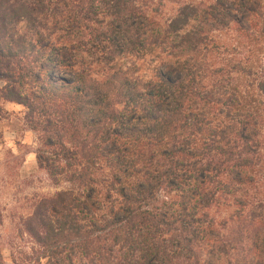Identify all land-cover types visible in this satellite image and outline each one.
I'll return each instance as SVG.
<instances>
[{"label":"trees","instance_id":"obj_1","mask_svg":"<svg viewBox=\"0 0 264 264\" xmlns=\"http://www.w3.org/2000/svg\"><path fill=\"white\" fill-rule=\"evenodd\" d=\"M0 82L68 184L20 264H264V0H0Z\"/></svg>","mask_w":264,"mask_h":264},{"label":"rangeland","instance_id":"obj_2","mask_svg":"<svg viewBox=\"0 0 264 264\" xmlns=\"http://www.w3.org/2000/svg\"><path fill=\"white\" fill-rule=\"evenodd\" d=\"M221 56L229 58L237 39L221 34ZM225 52V53H224ZM1 85V82H0ZM38 134L25 122L22 106L0 99V254L1 264H20L34 248L22 230V221L32 212L33 202L68 188L54 184L36 161Z\"/></svg>","mask_w":264,"mask_h":264}]
</instances>
